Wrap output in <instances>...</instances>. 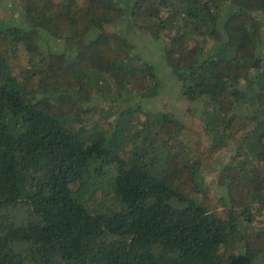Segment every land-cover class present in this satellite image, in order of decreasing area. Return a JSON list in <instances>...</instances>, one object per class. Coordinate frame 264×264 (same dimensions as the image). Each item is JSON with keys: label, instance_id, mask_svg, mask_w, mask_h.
I'll return each mask as SVG.
<instances>
[{"label": "trees", "instance_id": "obj_1", "mask_svg": "<svg viewBox=\"0 0 264 264\" xmlns=\"http://www.w3.org/2000/svg\"><path fill=\"white\" fill-rule=\"evenodd\" d=\"M0 10V264H264V0Z\"/></svg>", "mask_w": 264, "mask_h": 264}, {"label": "rangeland", "instance_id": "obj_2", "mask_svg": "<svg viewBox=\"0 0 264 264\" xmlns=\"http://www.w3.org/2000/svg\"><path fill=\"white\" fill-rule=\"evenodd\" d=\"M0 12H2V10H0ZM135 37V43L138 45L137 49L142 57L147 59L150 63H153L157 69H160L161 73H165L159 80L158 87L160 88L158 91L149 97H143L144 105L157 108L163 103L166 109L179 115L184 106V98L181 94L180 83L172 77L171 71L168 73V69L164 70L165 66L160 59L162 51L158 41H155L152 37L144 36L142 32L135 35ZM49 44L52 48H57L60 46V41L55 39L49 40ZM226 157L227 156L220 157L219 162L225 161Z\"/></svg>", "mask_w": 264, "mask_h": 264}, {"label": "water", "instance_id": "obj_3", "mask_svg": "<svg viewBox=\"0 0 264 264\" xmlns=\"http://www.w3.org/2000/svg\"><path fill=\"white\" fill-rule=\"evenodd\" d=\"M254 65H257L256 63H254Z\"/></svg>", "mask_w": 264, "mask_h": 264}]
</instances>
